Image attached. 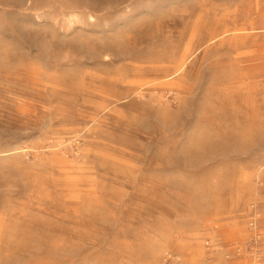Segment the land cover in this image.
Wrapping results in <instances>:
<instances>
[{
	"label": "rangeland",
	"instance_id": "1",
	"mask_svg": "<svg viewBox=\"0 0 264 264\" xmlns=\"http://www.w3.org/2000/svg\"><path fill=\"white\" fill-rule=\"evenodd\" d=\"M0 264H264V0H0Z\"/></svg>",
	"mask_w": 264,
	"mask_h": 264
},
{
	"label": "bare ground",
	"instance_id": "2",
	"mask_svg": "<svg viewBox=\"0 0 264 264\" xmlns=\"http://www.w3.org/2000/svg\"><path fill=\"white\" fill-rule=\"evenodd\" d=\"M92 19V18H91ZM261 217V216H260Z\"/></svg>",
	"mask_w": 264,
	"mask_h": 264
}]
</instances>
